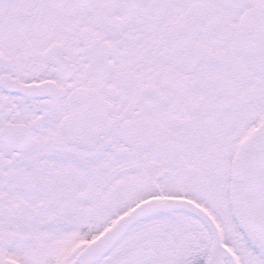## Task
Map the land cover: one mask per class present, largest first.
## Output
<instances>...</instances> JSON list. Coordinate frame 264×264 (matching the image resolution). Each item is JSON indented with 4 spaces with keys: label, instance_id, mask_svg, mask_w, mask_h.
<instances>
[{
    "label": "snow or ice",
    "instance_id": "1",
    "mask_svg": "<svg viewBox=\"0 0 264 264\" xmlns=\"http://www.w3.org/2000/svg\"><path fill=\"white\" fill-rule=\"evenodd\" d=\"M0 264H264V0H0Z\"/></svg>",
    "mask_w": 264,
    "mask_h": 264
}]
</instances>
